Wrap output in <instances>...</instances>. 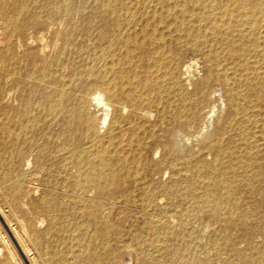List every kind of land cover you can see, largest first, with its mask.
Wrapping results in <instances>:
<instances>
[{
  "label": "bare ground",
  "instance_id": "bare-ground-1",
  "mask_svg": "<svg viewBox=\"0 0 264 264\" xmlns=\"http://www.w3.org/2000/svg\"><path fill=\"white\" fill-rule=\"evenodd\" d=\"M38 169L40 264H264V0H0L8 195Z\"/></svg>",
  "mask_w": 264,
  "mask_h": 264
},
{
  "label": "rangeland",
  "instance_id": "rangeland-1",
  "mask_svg": "<svg viewBox=\"0 0 264 264\" xmlns=\"http://www.w3.org/2000/svg\"><path fill=\"white\" fill-rule=\"evenodd\" d=\"M39 178V169L35 171L32 176H27L26 178H24L20 183V187L25 190V193L15 199H12L11 195H8L6 189L10 187L11 184L13 186V181L14 186L18 185L19 183L16 184L17 180L13 179L12 182H9L8 186L4 182L2 183L0 178V264H40L34 247L31 244L35 243V239L40 235V231L31 232L30 243L28 239L24 238V236L19 233V230L18 234L14 235L8 231L7 227L8 221L14 222L15 220H17L16 223H18L24 220L26 223H28L29 221L41 219L42 214L33 211V207L40 204L41 200ZM16 212L18 213V215ZM262 216L264 217V215ZM23 249L31 253H29L30 256L28 258L22 254ZM127 256L132 258L133 254L129 253L127 254ZM221 258L222 259L220 263L224 264V262L226 261V256L224 255L223 257L222 255Z\"/></svg>",
  "mask_w": 264,
  "mask_h": 264
}]
</instances>
